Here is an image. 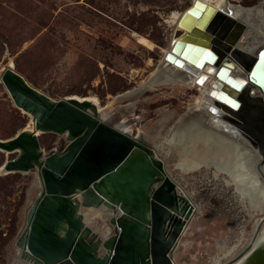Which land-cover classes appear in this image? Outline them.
<instances>
[{
    "label": "water",
    "instance_id": "1",
    "mask_svg": "<svg viewBox=\"0 0 264 264\" xmlns=\"http://www.w3.org/2000/svg\"><path fill=\"white\" fill-rule=\"evenodd\" d=\"M178 25L184 30L165 60L196 75L201 85L209 76L192 65L218 66L210 95L260 168L264 164V45L257 55L239 48L246 24L201 0L187 8ZM227 58L246 70L245 78L230 75L229 65H220ZM2 65L1 82L13 103L30 114L33 129L0 139V150L15 154L3 162L1 172L36 168L39 182L16 237L15 259L32 264H173L169 252L193 205L178 193L153 148L101 120L86 108L88 103L69 96L49 97L32 86L13 61ZM254 87L259 93L253 94ZM47 132L65 134L64 149L46 153L38 136ZM77 191L80 201L74 197ZM81 206L106 207L117 214L108 219L113 234L102 239L85 225L78 211ZM255 237L224 264H264V239L253 244Z\"/></svg>",
    "mask_w": 264,
    "mask_h": 264
},
{
    "label": "rangeland",
    "instance_id": "2",
    "mask_svg": "<svg viewBox=\"0 0 264 264\" xmlns=\"http://www.w3.org/2000/svg\"><path fill=\"white\" fill-rule=\"evenodd\" d=\"M225 1L248 10L257 7L260 15L254 11L249 14L243 36L251 44L262 42L264 0ZM192 2L0 0V63L3 66L5 60L13 61L32 86L53 99L95 96L100 106L109 104L102 113L95 112L97 116L109 115L113 120L105 122L113 126L124 119L117 128L132 136L143 132L156 145L155 155L163 160L177 191L193 204V212L169 256L175 264H213L237 245L219 263L224 264L251 241L264 212L253 211L222 175L215 177L205 169L183 174L175 168L177 152L163 138L200 91L192 84H156L151 78L172 38L182 32L175 28L176 16ZM144 39L154 45L153 50L143 45ZM207 103L202 98L198 109L204 111ZM29 121L30 114L13 103L0 80V139L12 137ZM38 138L46 153L61 151L68 143L65 134L40 133ZM14 156L0 150V166ZM36 174V168L0 171V264H18L21 260L15 259V241L26 210L39 191ZM107 219L106 215L91 219L89 226L104 237L111 235L113 227Z\"/></svg>",
    "mask_w": 264,
    "mask_h": 264
},
{
    "label": "bare ground",
    "instance_id": "3",
    "mask_svg": "<svg viewBox=\"0 0 264 264\" xmlns=\"http://www.w3.org/2000/svg\"><path fill=\"white\" fill-rule=\"evenodd\" d=\"M194 1L195 0H193V2ZM201 1L204 2L206 5H209L217 10H222L227 13L231 12V15L233 17L243 21L245 24L249 14H251L252 11H254L253 13L255 15L258 16L260 15V11L257 9V7L249 8L248 10V8L243 9L238 6L229 4L225 0H215V1L201 0ZM193 2L190 6L193 5ZM186 10L187 8L184 11L180 12L176 16V18L174 17L175 18L174 22L176 25L175 28H177V30L180 31L184 30L182 27L178 25V21L181 15ZM176 39L178 38L177 37L172 38L169 47L164 51L163 59L161 60L157 68L151 73V78L156 84H168L171 82L181 83L182 85L192 84L193 86H197V88L200 91V96L195 98L193 104L190 107H188L186 112H184L183 114L179 115L176 118L175 125L169 131L168 135L163 138V142L167 143L177 152L178 160L174 164L175 168L178 169L183 174L194 173L202 169H205V170H211L212 175H214L215 177L222 175L226 178V182L233 187V190L238 194L239 198L244 200L253 211H256L258 213L264 212V180L260 175L261 174L260 171L264 173V164L261 165L260 168H257L256 163L258 162V159L252 156L251 150L249 149L247 143L243 140V138H241L240 136L235 134L234 131L231 130V126L228 125L227 120L223 118L224 112L222 108L214 103L215 98L212 95H210L211 85L215 78V70L218 68V66H216L215 63H208V62H206L202 67H197L192 65L200 73H205L209 76V81L207 83L202 85L198 84L196 82V75H193L189 71L184 70L179 65H175V63L173 62H168L164 58V55L171 50L172 42L175 41ZM242 44H244V46H242ZM143 45L151 50H153L154 48V45L147 39L143 40ZM263 45H264V39L260 43L251 44L245 41V35L244 36L242 35L237 43V46L239 48H242L253 55H257L260 49L263 47ZM186 62L189 63L188 61ZM221 64L229 65L231 69L230 75L234 77L245 78L247 74L246 70L241 65L237 64L235 61H232V59L230 58L222 60L220 65ZM234 65H237L239 67L235 68ZM1 67L3 70L4 69L3 66ZM164 68L166 69L170 68L171 72L167 71ZM2 70L0 71L1 73ZM1 73H0V80H1ZM253 91H254L253 94H256L255 92L256 91L258 92V89L254 87ZM69 97L77 101H80V103H88V105H86V108L93 114H95V112L98 111L100 112L102 109L109 106V104L100 106L99 101L95 96L71 95ZM202 98L208 102L206 104L207 106L204 111L198 109L199 105L201 104ZM213 109H215L214 112ZM100 119L101 120L104 119L103 121L113 120L112 118L109 117V115ZM123 122L124 119L122 118L118 119L117 122H115L116 125H114V127L117 128V125ZM24 129L26 130L33 129V121L31 116L29 123ZM118 129L121 130V128ZM142 133L138 131V134L140 135L138 137L144 139L146 143L153 148L154 154H156V148H155L156 145H154L153 142L149 140L146 136H144ZM1 168L2 165L0 166V171ZM176 189H177V185H176ZM178 193L183 194L181 192ZM74 197L77 201H80V194L78 191L76 192V195ZM31 204L29 205V207H31ZM29 207L27 209H29ZM78 211L83 214V222L85 223V225L88 226L91 219L99 218L103 215H106L109 219V217L117 215L112 210L107 209L106 207L95 208V207L81 206L78 209ZM179 216L180 214H178V217ZM261 221L259 223V225H261L259 230L258 231L256 230L255 232L256 237L253 244H256L261 239H264V222L262 223ZM24 227H27V223ZM91 229L96 233H98L93 228ZM98 234L102 239L107 237V236L105 237L102 236L100 233ZM253 235L254 234H252V237ZM236 247L237 245H233L228 250L223 252L220 257L213 260V264H219L221 260L230 256L233 253V251L236 250ZM99 252L104 253V250H100ZM170 258L173 264H175L173 258L171 256ZM18 264H32V263L26 261L25 259H21L18 260Z\"/></svg>",
    "mask_w": 264,
    "mask_h": 264
},
{
    "label": "snow or ice",
    "instance_id": "4",
    "mask_svg": "<svg viewBox=\"0 0 264 264\" xmlns=\"http://www.w3.org/2000/svg\"><path fill=\"white\" fill-rule=\"evenodd\" d=\"M200 83H203V80H201V81H199ZM213 95L215 96L216 94L215 93H213ZM232 104H233V106L235 107V106H237V105H235V103L234 102H231ZM213 111H215V109H213Z\"/></svg>",
    "mask_w": 264,
    "mask_h": 264
}]
</instances>
